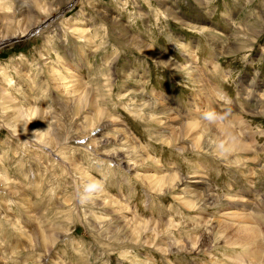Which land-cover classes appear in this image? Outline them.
I'll use <instances>...</instances> for the list:
<instances>
[{
  "label": "rangeland",
  "instance_id": "374dc122",
  "mask_svg": "<svg viewBox=\"0 0 264 264\" xmlns=\"http://www.w3.org/2000/svg\"><path fill=\"white\" fill-rule=\"evenodd\" d=\"M0 264H264V0H0Z\"/></svg>",
  "mask_w": 264,
  "mask_h": 264
},
{
  "label": "bare ground",
  "instance_id": "6f19581e",
  "mask_svg": "<svg viewBox=\"0 0 264 264\" xmlns=\"http://www.w3.org/2000/svg\"><path fill=\"white\" fill-rule=\"evenodd\" d=\"M83 32V31H82ZM132 40H134V39H132ZM131 40V41H132ZM133 44V43H132ZM141 45V44H140ZM139 46V45H138ZM145 52L148 54V55H151V57L153 56H156L154 53H153V51L151 50V48H148V49H145ZM158 58V60L159 61H162L163 59V57H157ZM56 72H55V70H54V73L53 74H55ZM71 73H72V75H75V73L73 72V71H71ZM77 75V74H76ZM57 78V77H56ZM60 78V77H59ZM58 79V78H57ZM55 80V79H54ZM60 80H64V79H61L60 78ZM63 82V81H62ZM68 82V81H67ZM58 83V82H57ZM65 83H66V81H65ZM69 83V82H68ZM61 84V83H60ZM63 84V83H62ZM81 84L79 85V84H77V85H73V87H72V91H75L76 93H79V91H80V89H81ZM86 95H85V98L84 99H82L81 101H79L80 102V105L82 104V102L84 103L85 101L86 102H88V104H89V102L90 101H92L91 99V94H90V92L89 91H87L86 90V93H85ZM80 98V97H79ZM91 98V99H90ZM79 104V103H78ZM86 105V104H85ZM160 106V105H159ZM199 106V105H198ZM156 107H157V105H156ZM161 107V106H160ZM158 109H159V107H158ZM196 109H198V108H196ZM83 110H85V109H83ZM159 111V110H158ZM100 112V111H99ZM160 112V111H159ZM162 114H165L166 112H167V110H163L162 109ZM160 112V113H161ZM35 113V112H34ZM102 112H100V114H101ZM95 114H97V113H95ZM36 115V114H35ZM23 116H24V113H23ZM96 117H98V116H96ZM24 118V117H23ZM29 118V117H28ZM36 118V117H35ZM105 118V116H101V118H100V115H99V120L100 119H104ZM91 119V118H90ZM97 119V118H96ZM105 119H107V118H105ZM32 120V119H31ZM87 120H89V119H87ZM97 122H99V121H97ZM24 123V122H23ZM32 123V122H31ZM91 123V122H90ZM113 123V122H112ZM93 125V124H92ZM206 125V124H205ZM209 126H211V125H209ZM94 127H96V126H94ZM181 131H176V129L175 128H173L172 129V139H168L167 141H169L170 140V143H176L177 141H180L181 139H183V137H181V135L180 134H182V133H189V132H193L194 131V129H196V125H193V126H186V125H183V126H181ZM214 130H215V132H217V135L223 140V141H227V144H229V145H231V148L230 149H232V148H237V149H240V148H242V147H244V143H242V141H240L238 138H236V137H234V134L231 132V130L228 128V127H225V126H216L215 128H214ZM40 130L38 129V131L37 132H39ZM209 131V130H208ZM212 131V130H211ZM213 132V131H212ZM176 133H178L179 134V138H178V136H177V139H176V137H175V134ZM41 135V134H40ZM177 135V134H176ZM213 135H215V134H213ZM52 137V136H51ZM215 138V137H214ZM49 140H51L50 138H49ZM49 140H48V142H49ZM217 141V140H216ZM221 142V141H220ZM170 143H168V144H170ZM195 143H199V139H196V142ZM223 143V142H222ZM200 148V147H199ZM234 150V149H233ZM242 151V150H241ZM227 152V151H226ZM231 152V151H230ZM137 167V166H136ZM151 175V174H150ZM84 176V175H83ZM86 176V175H85ZM87 177V176H86ZM144 177V181L148 184V186L150 187V189H152V190H154L155 192H162L163 191V188L164 189H166V190H168V191H172V190H174V189H176V188H178L181 184H182V179H178L177 177H175V176H169V177H165V176H163V177H158V178H153L152 177V175L151 176H143ZM142 177V178H143ZM94 186V185H93ZM202 189V188H201ZM164 192H166V191H164ZM196 193V192H195ZM198 193V192H197ZM195 195V194H194ZM200 195V194H199ZM122 212L123 213H125V214H127V212L128 211H123L122 210ZM129 222H132V224L134 225V224H137V223H139V225H140V223H142L141 221H138L136 218H131L130 220H129ZM144 224V223H143ZM146 225V224H145ZM224 225V224H223ZM251 226V225H250ZM220 227V226H219ZM254 227V226H253ZM253 227H237L236 229H234V230H232V232L234 231V233H233V235L232 236H235L236 237V239L238 238V241H236V239H235V244H243V245H246V244H253L254 242H256V240L258 239L257 237L259 236L258 234H257V232H256V230L253 228ZM124 228V227H123ZM131 228V227H130ZM136 229V228H135ZM230 229H232L231 227H226V225L224 226V227H221V230H222V232H226V231H229L228 233H230ZM139 230V229H138ZM142 230V229H141ZM132 231H133V229H132ZM140 231V230H139ZM258 231V230H257ZM135 232V231H134ZM133 232V234H135ZM142 231H140V233H141ZM143 232H144V230H143ZM217 232V231H216ZM132 234V233H131ZM219 234V233H218ZM231 234V233H230ZM220 235V234H219ZM231 236V237H232ZM43 237H45L44 235H42V234H40V236H38L37 238L41 241L42 240V238ZM230 238V237H229ZM50 239V238H49ZM234 239V238H233ZM51 240V239H50ZM230 241V240H229ZM233 241V240H232ZM51 242V241H50ZM52 242H53V240H52ZM51 242V243H52ZM231 243V242H230ZM245 243V244H244ZM44 244V243H43ZM255 244V243H254ZM48 246H49V244H47ZM258 245V244H257ZM247 247V246H246ZM258 247V246H257ZM256 249V248H255ZM255 252H257V250L255 251ZM259 253H260V251H259ZM259 259V258H258ZM260 263V262H259Z\"/></svg>",
  "mask_w": 264,
  "mask_h": 264
},
{
  "label": "water",
  "instance_id": "95a60500",
  "mask_svg": "<svg viewBox=\"0 0 264 264\" xmlns=\"http://www.w3.org/2000/svg\"><path fill=\"white\" fill-rule=\"evenodd\" d=\"M13 41H11L10 43H12ZM15 42V41H14Z\"/></svg>",
  "mask_w": 264,
  "mask_h": 264
}]
</instances>
